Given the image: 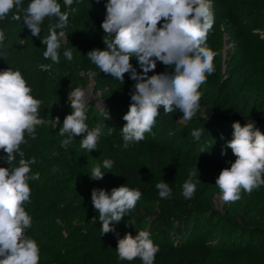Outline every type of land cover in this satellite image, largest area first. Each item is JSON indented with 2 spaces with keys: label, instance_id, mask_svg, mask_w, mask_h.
<instances>
[{
  "label": "clouds",
  "instance_id": "obj_1",
  "mask_svg": "<svg viewBox=\"0 0 264 264\" xmlns=\"http://www.w3.org/2000/svg\"><path fill=\"white\" fill-rule=\"evenodd\" d=\"M72 13L73 0H63ZM23 0H0V20H21L30 29L32 36L40 37L41 24L45 18H56L49 25V34L41 39L46 45L43 57L52 63L39 64V70L51 72L53 64L60 61L59 49L67 42L65 29L69 24V12L61 11L58 0H30L26 8ZM11 14V15H10ZM162 22V23H161ZM214 24L212 0H107L106 16L101 27L104 30L105 48H94L86 55L100 72L123 83L125 73L135 81L130 92L131 103L121 128L123 148L145 139L151 133L156 118L163 108L164 114L182 113L178 122H188L200 111L202 84L215 71L216 53L207 46L206 40ZM59 30V31H57ZM106 34V35H105ZM6 34L0 30V47ZM63 55L73 59V52L66 49ZM136 57L142 71L131 63ZM157 61L174 71L148 72L156 68ZM32 88L19 69L0 70V150L6 154L5 164L0 167V264H39V246L25 231L32 227V217L24 205L30 202L31 188L28 181L38 180L39 174L29 175L35 158L26 159L21 145L35 139L39 126L61 125L59 117L50 120L41 117L42 100L35 98ZM91 93L76 87L70 90L68 101L71 112L59 127L62 141L69 145L76 136H82L81 147L88 152L97 149L102 127L89 130L86 109L92 99ZM102 115L111 119L107 106ZM207 119V118H206ZM233 136L226 142L236 159L230 167L221 170L215 181L223 203L241 198V191L251 194L264 185V133L255 127L254 121L243 126L232 123ZM203 129L192 132L199 139ZM28 137L26 139L25 137ZM222 155L226 154L222 149ZM19 156L18 166L14 163ZM111 159L103 161V168L113 167ZM106 171L98 164L93 167L90 179H103ZM196 177V172L190 173ZM161 199H170L172 189L165 181L157 183ZM196 192V183L188 179L183 184L184 199H191ZM143 193L139 188L121 185L109 192L104 188H93L91 202L98 212L101 234L114 232V224L134 210ZM151 233L139 230L133 236L126 233L118 238L117 254L120 260L139 259L142 264H154L159 246L150 238Z\"/></svg>",
  "mask_w": 264,
  "mask_h": 264
},
{
  "label": "trees",
  "instance_id": "obj_2",
  "mask_svg": "<svg viewBox=\"0 0 264 264\" xmlns=\"http://www.w3.org/2000/svg\"><path fill=\"white\" fill-rule=\"evenodd\" d=\"M225 1L229 5L227 12L230 18L234 20V16H240L239 21L238 16L236 17V21L242 34L235 37L238 44L234 58L241 66V72L245 73L242 84L256 96L264 97V41L257 34L258 29H264V0ZM58 2L61 4V11L70 13L68 26L73 28L86 21L90 22L100 9H106L99 6H105L106 4L103 2L92 8V0H73L72 7L76 8L77 11L72 13L64 5L63 0H58ZM22 6L26 8L28 4ZM89 6L91 7L89 8ZM55 22L56 18L46 17L40 26V37L32 36L30 29L22 20L20 22L12 21V25H4L0 28L6 34V40L0 47V70L10 67L13 70L19 69L21 71L32 88L31 94L42 100L40 115L47 119L50 118L53 77L56 69L53 64L51 72H43L39 70L38 65L52 63L43 57L46 45H42L41 39L45 37V29H48V26ZM212 36L209 32L206 44L214 50L215 45ZM94 48H105L104 42L100 38H92L85 43L84 52L88 53ZM66 49L73 52V61L79 64L80 58L77 50L67 45L63 46L62 44L59 49L60 59L68 61L63 55ZM154 71L156 73H171L174 69L157 61ZM125 77L126 81L124 80L122 83L110 75L100 72L99 69L95 72L98 88L103 90V97L110 105L108 106H113L116 112H127L131 103L130 92L134 90L132 88L134 83L129 80L126 74ZM117 85L118 88L116 89ZM199 91L201 92L200 105L206 108L207 114L193 117L183 133L192 129H203V132L201 137L195 138L191 147L186 149L181 161L173 164L166 162L169 141L162 137L165 128H174L178 132L182 131L179 128L182 125L177 122V118L182 113L177 111L172 114H164L163 108H161L160 114L156 118L157 124L153 126L151 133H145L144 140L125 149L123 148L122 135H117L114 138L110 131L106 135V139L100 142V150L105 155L103 161L111 159L114 162L109 171L103 168L102 161V171H106L103 179L114 188L118 185V175L121 185L126 184L131 188L141 190L143 195L138 200L139 202L146 205L158 204L162 208L163 211L156 214H137L135 212V215L129 219L126 232L133 236L137 235L139 230H146L151 233L150 238L154 244L159 246L154 264H184L190 261L206 260L215 252H219L231 264H264V225H237L238 227L234 228V231H238L236 236L228 237L229 242L227 244L217 247V244L214 245L210 241L209 225L206 223L200 226L198 222V218L201 216L210 222H214L219 217L215 216L214 219H210L214 210L211 208L209 196L221 170L230 167L236 159L233 153V159L230 158L229 153L232 150L226 147V142L231 140L229 134H233L232 123L239 121L243 126L248 120H252L255 122V127L264 133V113L256 114L255 108L246 106L242 107L241 112H233L227 98L220 102V98L225 95L227 89L217 77V71H215L214 80L212 81L209 75L206 83L201 85ZM116 114L118 119L115 120L117 124L112 130L113 132L119 126L121 118L119 113ZM46 128L48 125L39 126L36 130L35 139H29L27 145H21L26 159L34 157L38 135L41 136ZM173 134H175L174 131L169 136ZM25 138L28 139L27 135ZM222 149L225 150L226 154H221ZM5 155L3 150H0V167H10L5 164ZM18 161L19 156L17 155L14 162L17 166ZM193 171L196 172V177H190V173ZM147 172L159 176L162 182L165 181L169 184L172 189L170 199L159 197V190L156 188V184L147 178ZM190 178L196 183V192L191 199H184L182 195L183 184ZM28 183L31 188V179ZM24 207L28 212L29 202ZM260 213L261 215L264 214V203L260 206ZM229 221L235 224V221ZM25 234L34 239L33 225L25 231ZM124 236L109 233L104 242L116 248L118 238ZM39 264L51 263L40 257Z\"/></svg>",
  "mask_w": 264,
  "mask_h": 264
},
{
  "label": "rangeland",
  "instance_id": "obj_3",
  "mask_svg": "<svg viewBox=\"0 0 264 264\" xmlns=\"http://www.w3.org/2000/svg\"><path fill=\"white\" fill-rule=\"evenodd\" d=\"M102 2L106 4L107 0H92V8ZM26 3L29 4L30 0H23V4L26 5ZM212 4L214 24L209 32L213 35L215 45L213 48L216 53L215 71L227 89L225 95L220 98V102L227 98L233 112H241L242 107L246 106L255 108L256 114H263L264 97L256 96L242 84L245 73L241 72V66L234 58L238 44L235 37L242 34L236 21V17L238 16L239 21L240 16H234V20L230 18L227 12L229 5L225 0H212ZM99 6L106 8V5ZM105 16L106 9H100L90 22L86 21L75 28L68 26L65 29L68 34L67 42H62V44L77 50L80 63L76 64L73 59L71 61L60 59L58 64H54L56 70L53 77L54 85L52 86L49 119L59 117L61 125H58L56 129L48 125L41 136L38 135L33 157L36 162L31 164L30 176L38 173L39 179L31 180L28 214L32 217L34 240L39 246V255L43 260L50 261L51 264H142L138 258L133 261L120 260L116 248L109 246L104 242V239L109 233L125 235L129 219L135 215V212L137 214H156L163 211L158 204L146 205L138 201L134 210L127 213L119 223L114 224V232L101 234L99 214L94 210L91 202L93 188H104L109 192L112 190V187L104 179H90L88 176L91 175L93 167L98 164L102 170V161L105 155L100 150V142L106 139V135L110 131L114 138L121 135V128L126 123L123 120L126 111H114V107H109L110 105L104 99L103 90L98 88L95 80V72L98 68L84 52V46L88 40L100 38L103 41L104 30L101 24ZM242 21H244L243 18ZM4 25L10 26L12 21L10 19L0 20V28ZM48 34L49 26L48 29H45V37ZM257 34L264 41V29H258ZM131 63L138 72L142 71L136 57L131 59ZM215 71L210 75L212 81ZM155 73L154 70L149 71L148 76ZM125 74L130 81H133L128 73ZM133 83L135 84V81ZM76 87L88 90L93 97L86 109L87 120L85 122L88 124L89 130L97 125L102 127L97 149L90 152L81 147L82 136H76L69 145L64 146L62 141L67 137L59 135V127L62 126L65 116L71 112L68 101L69 92ZM103 105L107 106L111 119H104ZM205 109L201 106L196 115L205 116L207 114ZM116 113H119L121 118L119 126L113 132L112 130L117 124L115 120L118 119ZM181 116L177 118V122ZM178 123L182 125L179 127L182 131L178 132L174 128L163 129L165 131L162 138L169 141L166 155V162L169 164L181 161L186 149L191 147L195 140L192 136L195 129L183 133L189 121ZM172 131L175 134L169 136ZM232 136L233 134L230 133L231 139ZM229 154L233 159L232 151ZM115 173L117 174V172ZM146 176L155 184L162 182L157 175L147 172ZM117 184V187L121 186L118 175ZM209 197L211 208L214 210L210 219H214L215 216L219 217L214 222H210L201 216L198 218V222L200 226L206 223L209 225L210 241L214 245L217 244V247L227 244L228 237L236 236L238 231H234V228L238 226H244V224L264 225V214L260 213V206L264 203V185L254 189L251 194L241 191V198L230 203H223L220 200V190L215 185ZM229 220L235 221V224ZM184 264H231V262L219 252H215L209 259L190 261Z\"/></svg>",
  "mask_w": 264,
  "mask_h": 264
}]
</instances>
